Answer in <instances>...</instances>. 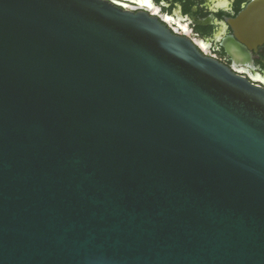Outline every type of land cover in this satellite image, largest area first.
I'll return each instance as SVG.
<instances>
[{
  "label": "water",
  "instance_id": "95a60500",
  "mask_svg": "<svg viewBox=\"0 0 264 264\" xmlns=\"http://www.w3.org/2000/svg\"><path fill=\"white\" fill-rule=\"evenodd\" d=\"M264 41V0L229 20ZM0 264H264V86L109 0H0Z\"/></svg>",
  "mask_w": 264,
  "mask_h": 264
},
{
  "label": "flooded vegetation",
  "instance_id": "af4514ba",
  "mask_svg": "<svg viewBox=\"0 0 264 264\" xmlns=\"http://www.w3.org/2000/svg\"><path fill=\"white\" fill-rule=\"evenodd\" d=\"M130 10L157 16L174 33L189 37L252 82L264 86V41L256 47L238 38L229 20L253 0H109ZM217 48L215 53L209 49Z\"/></svg>",
  "mask_w": 264,
  "mask_h": 264
},
{
  "label": "rangeland",
  "instance_id": "374dc122",
  "mask_svg": "<svg viewBox=\"0 0 264 264\" xmlns=\"http://www.w3.org/2000/svg\"><path fill=\"white\" fill-rule=\"evenodd\" d=\"M217 51V48L209 49V52L215 53Z\"/></svg>",
  "mask_w": 264,
  "mask_h": 264
}]
</instances>
